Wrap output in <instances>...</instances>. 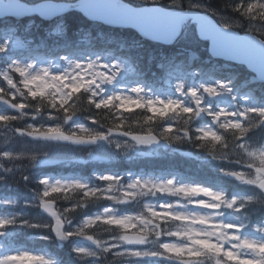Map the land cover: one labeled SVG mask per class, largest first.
Segmentation results:
<instances>
[{
  "label": "snow or ice",
  "instance_id": "6c2138e0",
  "mask_svg": "<svg viewBox=\"0 0 264 264\" xmlns=\"http://www.w3.org/2000/svg\"><path fill=\"white\" fill-rule=\"evenodd\" d=\"M131 15H138L131 9H126ZM59 30V29H58ZM8 42L0 43V53L5 52ZM35 65H14L9 72L0 73L4 84H0V104H5L14 110L15 114L0 113V124H3L20 136L33 139L54 140L72 144H94L108 140L113 135L130 137L134 143L116 144L117 148H130L135 145H152L161 140L171 143L199 142L198 147L206 149L212 159L224 160L240 165L238 169H221L225 175L234 177L243 184L255 186L264 192V149L250 150L245 137L251 128L264 124V107L244 108L231 111L226 108L212 107L205 97H220L231 93L228 82L221 81L211 87H193L184 92L183 87L177 91L183 96L193 98L192 106L182 99L144 98L142 95L105 94L106 86L113 82L120 69L113 65L111 71L107 64L97 62L82 63L80 61L68 70L52 72L43 68L38 72L31 71ZM142 88L133 89L140 93ZM87 94V95H85ZM235 99V97H233ZM82 101L87 110L95 109V114L88 118L97 129L79 126L75 130H66L64 123L71 121L78 114V105ZM134 109L146 110L151 115L145 117V123L151 125L154 118H183L185 127L169 123L161 128L159 134H154L151 128L145 134H137L124 130V113ZM109 114L119 122L112 127L104 128L99 117ZM44 114L47 120L57 121L54 124H26L24 128L14 127L16 121L35 120ZM208 115L215 127H197L193 131L187 125L200 117ZM102 129V130H101ZM20 159L12 150L0 151V160L15 164ZM37 161L35 156L32 157ZM5 173L13 172V167H3ZM25 180L27 176L23 177ZM4 177H0V180ZM107 182L106 187L93 185L81 180H50L39 181L41 187L36 190L37 198L32 206L42 208L53 223H45L56 239L66 241L74 236H84V228L100 221L106 226H112L111 239L94 238L95 250L79 247L74 251L82 260L96 258L93 264H114L119 262L160 260L169 264H264V223L246 225L243 222H226L222 217L225 211L232 209L239 213L246 206L258 199L255 195L245 197H229L224 191L216 190L199 183H178L175 178L166 180L134 179L122 183L123 178L117 175L100 176ZM69 191H79L83 198H106L116 204H131L138 197L161 196L175 197L169 202L158 205L147 204L143 211H118L114 207H105L103 212L88 216L75 230H67L71 223L70 216L73 207L63 209L64 214L52 209L49 197L53 193L65 194ZM183 201V202H182ZM264 204V199L259 200ZM16 201L3 200L0 204L13 206ZM86 207L81 203L75 208ZM41 227L39 224H29L27 220L16 217L0 216V238L7 234V229L14 225ZM130 230H135L134 233ZM251 232L252 235L247 233ZM49 239V237H43ZM0 244V264H54L41 254L29 251H3ZM110 257V258H109Z\"/></svg>",
  "mask_w": 264,
  "mask_h": 264
},
{
  "label": "trees",
  "instance_id": "16d2710c",
  "mask_svg": "<svg viewBox=\"0 0 264 264\" xmlns=\"http://www.w3.org/2000/svg\"><path fill=\"white\" fill-rule=\"evenodd\" d=\"M28 5H33L36 3H41L49 0H20ZM55 2H69L68 0H50ZM75 1V0H74ZM131 2L132 0H125ZM173 0H157L155 2L148 3L149 5L158 4L163 7H169V4ZM181 4H188L190 1L202 2L209 8H216L225 15H228L231 19L241 20L246 22H257L264 25V0H179ZM134 2V1H133ZM27 19L17 23L10 18L0 20V36L6 34L8 30L12 29V35L17 39H21L23 42L29 40L32 41L31 44H35L39 41H44L50 47L54 40L49 32L52 29V22H44L39 19H35L32 25L27 27ZM6 24V26H5ZM185 24H190L189 21ZM89 23L83 16L78 12H70L61 20V28L64 30L66 36V42L72 43L80 33L87 31ZM194 28V27H192ZM241 33L244 31L238 29ZM189 41L185 34H181L177 41L171 46H162L159 44H145L135 45L134 33L127 30L119 31H109L100 27L97 30H92L88 34V38L92 41H99L105 44L107 47L114 46L116 44V37L126 44L127 53L131 56V64L137 71L136 73L145 77L151 83L159 78H166L170 76V69L167 67L171 63H174L177 59L179 60L180 67L176 68V72L186 69L187 65H200L203 69V74L197 75L198 78L209 75L210 73L222 74L226 73L227 77L230 78L232 92L236 95V99L231 103L237 111L243 110L244 108L251 107H264V84L259 83L244 66L232 63H226L222 60L213 59L208 50V42L199 41L197 33L194 29V34L189 35ZM186 37V38H185ZM198 40V41H197ZM191 54H195L196 57L193 59ZM171 66V65H170ZM183 68V69H182ZM87 95V94H85ZM247 96V100H243V97ZM78 116H92L95 114V109L87 110V105L82 101L81 105L77 106ZM151 115L146 110L134 109L130 112L124 113L125 129L134 133H145L149 128L155 134H159L161 128L167 126L169 123H175L178 127H185L183 124V118L178 120L169 118L166 121L163 119H155L152 124L145 123V117ZM104 128L112 127L119 121L114 119L111 115L105 113L103 116L99 117ZM205 120L196 121L195 119L191 122L190 127L193 131L198 127L199 124L203 123ZM28 122V119H23V122ZM196 122V123H195ZM196 125V126H195ZM215 127V126H213ZM250 150H257L264 145V124H260L258 127L251 128L245 137ZM171 148L168 150L159 149L157 154H154L147 158H142L140 162V168H145L149 171H156L161 169H168L172 165H178V167L185 163L186 165L192 164L197 167L198 175L202 177H207L210 181H213L218 186L219 190L224 191L229 197L238 195H255L258 199L254 202L249 203L245 209L237 213L232 209L226 210L227 213H231L233 216L239 218V222L244 221L245 223L252 224L256 221H264V204L260 203L259 200L264 199V197L256 190L255 186L246 185L244 188L237 180L228 179L226 177H220L215 171H212L208 167H231L235 163H229L224 160L212 159L206 149H201L198 147L199 142H176L175 139L172 140ZM13 167V172L7 173L4 176L3 183L0 191L4 192L6 195H11L12 192L16 191V187H20L17 184H23V175L21 173L20 165L17 166L11 164ZM240 168V165H236ZM20 169V172L18 171ZM17 172V173H16ZM220 177V178H219ZM242 184V183H241ZM10 213L15 217L16 211H20L23 216L17 217L18 220L30 219L31 215L29 211L24 213V210L19 206L12 208ZM6 209L3 212L6 215ZM14 224L8 228L9 235L8 240L11 242H17V234H22L19 232H24L25 238L35 233L46 234V229H35L30 228L28 225ZM100 227V226H98ZM18 232V233H17ZM95 232V231H94ZM85 234L94 235L89 231ZM98 235L103 236V233H98ZM94 235V236H98ZM93 236V237H94ZM96 238V237H95ZM32 249H45L47 248L44 241L37 240V242L28 245ZM65 249V248H64ZM61 257L58 261L67 264L74 263V259L66 258L70 256L67 254V249H56ZM59 250V251H58Z\"/></svg>",
  "mask_w": 264,
  "mask_h": 264
},
{
  "label": "rangeland",
  "instance_id": "374dc122",
  "mask_svg": "<svg viewBox=\"0 0 264 264\" xmlns=\"http://www.w3.org/2000/svg\"><path fill=\"white\" fill-rule=\"evenodd\" d=\"M139 1H142L143 3H147V2H151V1H155V0H139ZM169 5L173 8H182V6H183L181 4V1H179V0H173ZM187 6L190 8H193V9H198V10L203 11V12L207 11L209 13H212L214 15V17L219 21V23L223 26H231L234 28L240 27L243 29V31L253 32V33L258 34L260 37L264 38V25H262V24H259L257 22H246V21L231 19L228 15H225L221 11H218L216 8H209L207 5H205L204 3L199 2V1L198 2L190 1ZM54 31H57V30H54ZM193 31L194 30H192V28H190V27H188L187 29H185L183 31V32H185V35H186L188 41H189V37H190L189 35L194 34ZM5 39H6L5 42H8L7 48L12 49V51L13 50L15 51V54H13L14 55V58H13L14 64L15 65L33 64V65H35V67L31 69V71H33V72H38V71L42 70L43 68H48L52 72H62V71H66V70L70 69L75 64V62H77V61H80L82 63L97 62L100 64H107L110 66L109 71H111V66L115 65L120 69L119 74L117 75L116 79L113 82L109 83L106 86V93L105 94H108V95H111V94H131V95H137L138 96L143 91L144 97H146L148 99L157 98V97L162 98V99L175 98V99H182L186 103L187 95L182 96L177 91V89L183 87V83L181 81L180 76L175 75L173 78V81L167 80V81H165V84L160 86L157 90H154V89H152L151 85L145 84L143 82V79H141L137 76H126L123 73V70L121 68L120 61H119L122 58V55L119 53H116V55H113L111 58H108L107 57L108 52H101V50H103L101 47H97V49H93V51H90V52L88 50L85 51L84 48H86L87 46H85L82 43L83 41H80L79 45H77L75 48L67 49V50L62 49L59 52L60 55L59 54H57V55L53 54L51 56H45L44 58L37 59L36 55L30 54L26 58H24L20 55V52L22 50H24L23 46L15 40H11L9 38L7 39V37H5ZM199 41H201V40H199ZM0 43H3V42H0ZM141 43L142 42L140 40L136 41V44H141ZM38 48H41V45H39ZM57 50H60V49L57 48ZM1 55L2 54L0 53V57H1ZM60 58H65V60L61 62ZM197 70H199V68H197ZM0 71H1V73H4V70L1 69ZM225 79H226V77H224V76H222V77L210 76L209 82L208 81L204 82L201 85L191 83L187 86V88H186V90H184V92L187 93V91L192 89L193 87L202 90V86L211 87L213 85H218L219 82H221V81L226 82L228 80V79L227 80H225ZM4 83L5 82L3 81V78L1 77L0 84H4ZM135 88H142L141 92L140 93H133V89H135ZM228 95H229V93H224L220 97H205V99L207 101L211 102L212 107L214 109L226 108L228 110H231L230 107L226 104V97ZM191 100H193V98H191ZM203 116H205V115H203ZM30 120H32V124H36V125H39L40 123H44L46 125L57 123V121L47 120L46 116L44 114L39 115L35 120L31 119V117H30ZM211 120H212V118H211ZM25 125L26 124H24V126ZM79 126H85V127L93 128L92 126H89L88 124H86L84 120L79 119V118H73L71 121L64 123V127L66 128V130H69V131L75 130ZM208 126H211V125L204 124L201 127H208ZM0 136L2 138V144H3L2 145V151L12 150L14 152V150H17V146H18V148H21L22 150H26V148L31 147L34 144V142L25 141L24 139H23V141H21L20 139H17V144H19V145H17L16 143L11 144V140L12 139L15 140L16 138H12L11 133L6 132V131L4 133H0ZM22 142H24V143L21 144ZM117 143H119L121 145H126L127 143H129V141H127L126 139L119 137V136H111L108 140H103V141H99V142L95 143L96 145H95L94 150L88 151V152H97L96 154H98V153L105 154V155H108V156L113 157V158L118 157V156L123 158V157H127L130 155L132 156V154H136L137 152H145V151H143V149H141L137 146H133L130 148H123V147L117 148L116 147ZM84 148H85V146H83V145H76V144H72L69 142H63L61 145L57 146V148L54 151L55 154H49L47 156L40 155V156L59 158V159L63 160L64 162L65 161L66 162H72L73 160H79L81 158L78 155V153H76V152H86L87 150L83 151ZM261 149H264V147H262ZM51 152L52 151H46V153H51ZM14 153L17 155V153H19V152H14ZM93 154L94 153L90 154V156H89L90 160H91ZM40 156H37L36 158H38ZM30 158H32V156ZM228 169H238V167L236 166V164H233ZM221 173L224 174V172H222V171H221ZM107 174H111V173H107ZM107 174H102V175L97 174V175H95L94 179H96V178L99 179L100 176L107 175ZM111 175H114V173H112ZM161 176H163V178H160L159 176H153V175L150 176L147 174L136 173V174H132L129 176V180L127 183H129L132 180L137 179V178L153 179V180H166L169 178H173V175L171 173H168L165 176L164 175H161ZM28 178L30 180H33V176H31V175H29ZM231 178H234V177H231ZM62 180H72V179H62ZM76 180H81V179H76ZM88 183H91V182L88 181ZM179 183H196V182H191V181L189 182L187 180H184V181H181ZM91 184L98 185V182L95 181ZM201 185H203V184H201ZM205 185L207 187H209V185H207V184H205ZM106 186H107V182L103 183V187H106ZM3 200H11V199H0V201H3ZM140 202H139V204L135 205V209L124 210V211H127L129 213H131L133 211H143L144 206L147 204L158 205V204L152 202V200H145L141 204H140ZM164 202H166V201H164ZM0 205H3V204H0ZM79 247L88 248L87 245H80V244L77 245L75 248H79ZM88 249H90V248H88ZM122 264H126V262L122 263ZM127 264H141V263L138 261H130V262H127Z\"/></svg>",
  "mask_w": 264,
  "mask_h": 264
},
{
  "label": "water",
  "instance_id": "95a60500",
  "mask_svg": "<svg viewBox=\"0 0 264 264\" xmlns=\"http://www.w3.org/2000/svg\"><path fill=\"white\" fill-rule=\"evenodd\" d=\"M70 8L80 11L92 21L112 27H131L145 38L164 43L174 41L180 32L182 21L190 17L197 23L200 38L210 40V52L215 58L243 64L257 75L260 82H264V42L254 35H241L232 29L220 27L205 14L156 7L135 9L117 0H81L75 5L47 2L30 8L12 0L9 3L0 1V16L37 13L43 18L52 19ZM126 9H131L138 15H131ZM153 145L167 144L160 141ZM56 163L57 161H41V164Z\"/></svg>",
  "mask_w": 264,
  "mask_h": 264
},
{
  "label": "bare ground",
  "instance_id": "6f19581e",
  "mask_svg": "<svg viewBox=\"0 0 264 264\" xmlns=\"http://www.w3.org/2000/svg\"><path fill=\"white\" fill-rule=\"evenodd\" d=\"M187 167H188L189 169H192V168H193V166H192L191 164H188Z\"/></svg>",
  "mask_w": 264,
  "mask_h": 264
}]
</instances>
